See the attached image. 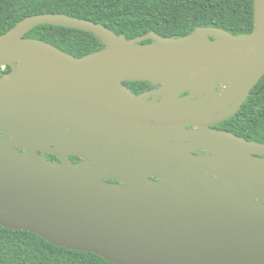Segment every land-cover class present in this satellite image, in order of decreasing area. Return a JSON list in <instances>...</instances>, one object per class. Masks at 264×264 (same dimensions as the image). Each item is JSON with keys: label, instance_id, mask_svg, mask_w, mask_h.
<instances>
[{"label": "water", "instance_id": "obj_1", "mask_svg": "<svg viewBox=\"0 0 264 264\" xmlns=\"http://www.w3.org/2000/svg\"><path fill=\"white\" fill-rule=\"evenodd\" d=\"M40 24L93 32L105 47L76 57L25 37ZM4 64L0 133L16 135L0 142L1 225L117 264H264V143L213 127L264 76V0L240 34L128 39L34 14L0 36ZM126 81L159 86L136 94Z\"/></svg>", "mask_w": 264, "mask_h": 264}, {"label": "trees", "instance_id": "obj_2", "mask_svg": "<svg viewBox=\"0 0 264 264\" xmlns=\"http://www.w3.org/2000/svg\"><path fill=\"white\" fill-rule=\"evenodd\" d=\"M50 12L101 23L128 39L150 31L182 37L199 27H219L233 34L249 33L254 27V0H0V36L27 16ZM25 37L46 41L76 57L105 47L93 32L51 24L37 25ZM10 70L7 65L4 72ZM125 84L136 94L151 86L147 81ZM221 125L264 143V76L238 112ZM0 264L117 263L93 252L55 245L30 230L0 224Z\"/></svg>", "mask_w": 264, "mask_h": 264}, {"label": "flooded vegetation", "instance_id": "obj_3", "mask_svg": "<svg viewBox=\"0 0 264 264\" xmlns=\"http://www.w3.org/2000/svg\"><path fill=\"white\" fill-rule=\"evenodd\" d=\"M0 72L2 73V74H5V72H4V70H0ZM159 85H154V84H152L151 83V86L149 87V88H147V89H145V90H143V91H141V93H143V92H145V91H147V90H150V89H154V88H156V87H158ZM192 93V92H191ZM185 94H187V93H185ZM196 97H198V96H196ZM151 98H153V96H151ZM238 112V111H237ZM235 115V114H234ZM232 117V116H231ZM229 119V118H228ZM227 120V119H226ZM225 121V120H224ZM223 122V121H222ZM221 122V123H222ZM221 123H218V124H216V125H214L213 127H216V128H221V129H225L224 127H222V125H221ZM187 129H191V130H194V129H196L195 127H193V126H188L187 127ZM226 130V129H225ZM185 146H187V145H191V143L190 144H188V143H185L184 144ZM207 151H205V150H201V151H197V152H195L196 154H199V155H203L204 153H206ZM46 157L47 158H50V159H52V160H55V161H58L59 160V158H57L56 156H51V157H48V155L46 154ZM71 158V160H73L74 162H78V161H81V159L79 158V160H77L74 156H71L70 157Z\"/></svg>", "mask_w": 264, "mask_h": 264}, {"label": "rangeland", "instance_id": "obj_4", "mask_svg": "<svg viewBox=\"0 0 264 264\" xmlns=\"http://www.w3.org/2000/svg\"><path fill=\"white\" fill-rule=\"evenodd\" d=\"M7 65L8 64H4V65L0 66V70H5ZM15 135H16V133H14V132H8L5 134L0 133V142H5V141H7L8 138H12V136H15ZM22 151L26 152V149H22ZM89 163L93 164L92 162H89ZM94 165H95V163H94Z\"/></svg>", "mask_w": 264, "mask_h": 264}, {"label": "bare ground", "instance_id": "obj_5", "mask_svg": "<svg viewBox=\"0 0 264 264\" xmlns=\"http://www.w3.org/2000/svg\"><path fill=\"white\" fill-rule=\"evenodd\" d=\"M25 154H26L27 156H29V157H36V156H37L35 150L32 149V148H28V149H26ZM81 164H83V165H85V166L93 167V168H98L97 164H95V165H94V163L91 164V163H89V162L86 161V160H83V161L81 162Z\"/></svg>", "mask_w": 264, "mask_h": 264}]
</instances>
